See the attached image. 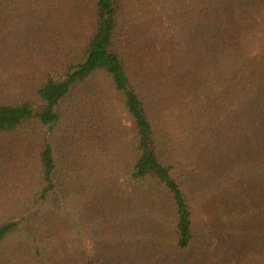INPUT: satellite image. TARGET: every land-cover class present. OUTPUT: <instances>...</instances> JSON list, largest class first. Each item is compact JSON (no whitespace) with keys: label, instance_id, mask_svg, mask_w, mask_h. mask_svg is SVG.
I'll use <instances>...</instances> for the list:
<instances>
[{"label":"trees","instance_id":"1","mask_svg":"<svg viewBox=\"0 0 264 264\" xmlns=\"http://www.w3.org/2000/svg\"><path fill=\"white\" fill-rule=\"evenodd\" d=\"M0 264H264V0H0Z\"/></svg>","mask_w":264,"mask_h":264},{"label":"rangeland","instance_id":"2","mask_svg":"<svg viewBox=\"0 0 264 264\" xmlns=\"http://www.w3.org/2000/svg\"><path fill=\"white\" fill-rule=\"evenodd\" d=\"M62 128L63 127H61V130H63L64 133H68L71 136V132H70V129H69L68 126H65L63 129ZM69 139H70V137H68V136H66L64 138V144H65V146H66V144H67V142H68Z\"/></svg>","mask_w":264,"mask_h":264}]
</instances>
